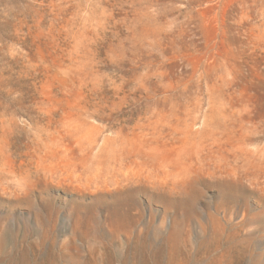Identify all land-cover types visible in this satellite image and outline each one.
Instances as JSON below:
<instances>
[{
	"label": "rangeland",
	"instance_id": "rangeland-1",
	"mask_svg": "<svg viewBox=\"0 0 264 264\" xmlns=\"http://www.w3.org/2000/svg\"><path fill=\"white\" fill-rule=\"evenodd\" d=\"M0 264H264V0H0Z\"/></svg>",
	"mask_w": 264,
	"mask_h": 264
}]
</instances>
